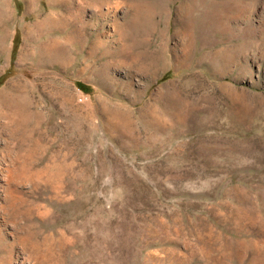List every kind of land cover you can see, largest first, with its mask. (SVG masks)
<instances>
[{"label":"rangeland","instance_id":"1","mask_svg":"<svg viewBox=\"0 0 264 264\" xmlns=\"http://www.w3.org/2000/svg\"><path fill=\"white\" fill-rule=\"evenodd\" d=\"M263 37L264 0H0V264H264Z\"/></svg>","mask_w":264,"mask_h":264},{"label":"bare ground","instance_id":"2","mask_svg":"<svg viewBox=\"0 0 264 264\" xmlns=\"http://www.w3.org/2000/svg\"><path fill=\"white\" fill-rule=\"evenodd\" d=\"M183 1V0H182ZM212 1V0H211ZM165 2H167V1H165ZM165 2H163V3H165ZM185 2V1H184ZM168 3V2H167ZM198 3V2H197ZM252 3V7L254 6L253 5V2H251ZM245 5H248V4H246L245 2L243 3H240V1H238V3H235V5H234V7H235V9H236V11L239 13L240 12V9H241V11H245V14H247V13H249L250 11H251V9L250 8H246L247 10H245L244 9V7H245ZM136 6H138V5H136ZM216 6V5H215ZM251 7V6H250ZM263 7V6H262ZM218 10V9H217ZM241 13V12H240ZM243 14V13H242ZM191 15V14H190ZM189 15V16H190ZM133 20V19H132ZM211 21V20H210ZM137 24V23H136ZM230 31V30H229ZM212 39V38H211ZM254 40V39H253ZM262 40H264V37H263V39ZM246 42V41H245ZM238 44V43H237ZM249 44V43H248ZM255 44V43H254ZM259 44H260V47H261V43L259 42ZM251 45V44H250ZM222 46H224V45H222ZM253 47V46H252ZM259 48V47H258ZM245 50V49H244ZM225 55V54H224ZM257 56V55H256ZM262 57V56H261ZM225 64V63H224ZM3 95V99H5L6 100V95H5V92H0V96H2ZM6 103V102H5ZM5 103H4V105H5ZM3 104V103H2Z\"/></svg>","mask_w":264,"mask_h":264}]
</instances>
